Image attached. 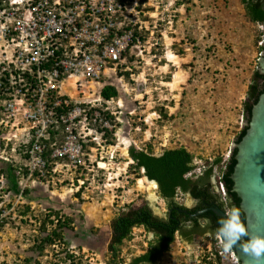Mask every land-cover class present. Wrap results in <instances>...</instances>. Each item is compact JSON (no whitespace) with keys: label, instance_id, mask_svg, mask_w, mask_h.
<instances>
[{"label":"rangeland","instance_id":"rangeland-1","mask_svg":"<svg viewBox=\"0 0 264 264\" xmlns=\"http://www.w3.org/2000/svg\"><path fill=\"white\" fill-rule=\"evenodd\" d=\"M137 7L144 21L143 46L129 75L114 81L119 93L107 111L113 141L96 135L87 143L85 165L36 178L26 175L20 156L4 147L5 139L16 137L0 129V210L6 218L0 230L1 264L23 262L26 256L33 257L28 264L35 259L56 264L64 254L57 252L65 248L82 254L84 264H108L109 222L116 214L147 204L157 217H166V201L157 195L150 199L149 181L137 177L142 171L128 168L130 146H151L155 154L185 147L193 154L196 172L221 157L212 181L223 196L218 175L241 130L243 101L262 52L264 24L246 16L241 0H138ZM90 85L91 93L86 89L84 94L100 95L98 84ZM175 200L188 208L196 203L189 194L178 193ZM26 205L30 211L21 215ZM48 209L73 217V227L64 233L66 247L39 253L31 248ZM151 238L152 232L134 227L121 246L123 264L142 253ZM219 250L215 235L204 233L190 242L176 233L154 264H238L229 253L217 261Z\"/></svg>","mask_w":264,"mask_h":264},{"label":"built area","instance_id":"built-area-1","mask_svg":"<svg viewBox=\"0 0 264 264\" xmlns=\"http://www.w3.org/2000/svg\"><path fill=\"white\" fill-rule=\"evenodd\" d=\"M137 4L0 0V129L16 137L5 139L4 147L20 156L26 175L43 178L50 170L81 167L87 143L96 135L104 140L110 126L105 112L116 98H91L84 91L91 93V83L99 92L105 85L119 91L114 81L123 80L143 46ZM218 184L224 196L220 172ZM215 239L219 243L218 233ZM217 253L218 259L227 255ZM229 254L237 263L235 252Z\"/></svg>","mask_w":264,"mask_h":264},{"label":"trees","instance_id":"trees-1","mask_svg":"<svg viewBox=\"0 0 264 264\" xmlns=\"http://www.w3.org/2000/svg\"><path fill=\"white\" fill-rule=\"evenodd\" d=\"M241 2L244 6L246 16L251 21L264 24V0H241ZM139 37L142 41L144 40L141 33ZM124 75L128 76L129 72H125ZM263 87L264 75L255 70L248 86L247 99L243 103V114L246 121L249 120L253 103L257 101L258 96L263 91ZM118 93L119 91L111 85H105L100 91V95L103 99L117 98ZM158 111L165 116L166 113L162 108H159ZM108 116V112H105V117L107 118ZM246 129L247 126L245 125L240 130L236 142L241 139ZM103 138L106 141H113L114 137L112 130L104 128ZM110 143L112 144L113 142ZM235 153L236 149H233L229 159L224 163V167L220 168V181L225 188V201L222 200L223 196L218 192L217 202L223 210L229 209V213L233 208L239 209L240 219L244 223V214L239 207L240 199L236 193L232 191L233 182L231 180V174L236 162L234 158ZM128 155L132 160L128 168L138 172L143 168L144 172L137 177L146 176L148 179L156 181L161 197L166 201L168 207H183L175 200L178 193L183 195L189 194L191 198L199 199V201L202 200V197L207 195L209 199L213 197L211 193L208 192V187L214 174L213 168L219 165L221 157H217L209 165L204 166L201 173L187 176V173L195 168V164H193V154L185 147L167 148L160 154H155L151 146H148L146 149H137L130 146ZM25 174H27L26 171ZM197 206L198 207L191 208L190 211L195 212L198 210L200 206ZM28 211H30V207L26 205L25 209L21 210V215H26ZM206 217H209L211 222L201 227V222H203ZM5 219V217L1 216L0 210V230L5 225ZM73 221V217L63 214L59 210L48 209L47 212L42 213V217L39 220V234L34 238V244L31 249L42 253L47 247L52 248L58 245L66 247L67 240L64 238V233L66 230L72 229ZM221 221L223 220L219 216H215L214 218V213L212 211H207L194 218L183 217L182 219L177 210L172 209L171 216H167L163 219L153 214L151 208L147 204L137 208L129 207L128 210L116 214L109 222L110 233L107 244L109 258L107 263H125L120 256L121 246L125 241L131 238L134 227H144L146 231L153 233V238L148 240L147 247L142 253L131 257L126 264H154L163 252L169 250L170 245L175 239L176 233L185 240H191L194 233L204 234L207 231L211 232L213 237L214 234L219 232L218 229L214 230V222H217L219 226ZM244 240L246 241L247 237H245ZM232 250L234 251V249ZM63 252V256L57 260L56 264H84L82 254L72 251L69 248H65L62 252L58 251L57 253ZM215 256L217 257V252H215ZM215 259L217 260L218 258ZM31 260H33L32 256H26L23 262L28 264ZM33 262V264H38V260L36 261V259ZM204 264H213V262L208 261Z\"/></svg>","mask_w":264,"mask_h":264},{"label":"water","instance_id":"water-1","mask_svg":"<svg viewBox=\"0 0 264 264\" xmlns=\"http://www.w3.org/2000/svg\"><path fill=\"white\" fill-rule=\"evenodd\" d=\"M260 47H262V52L257 60L256 70L264 75V40ZM253 74L254 72L252 77ZM246 99L247 94L244 101ZM245 125L247 129L244 135L238 142H236V137L231 144V151L236 149L234 155L236 162L231 174L232 191L240 199L239 207L244 214V224L249 235H264V87L257 101L253 103L248 121H246L243 114L241 129ZM141 171L144 172V169L142 168ZM156 193L157 196L161 197L158 184ZM210 209L222 220L228 217V214L216 205H213ZM204 210L206 209L199 210L195 214H199ZM220 228L221 225L218 230ZM233 249L238 264H256L241 250L240 243H237ZM258 264H264V259L259 261Z\"/></svg>","mask_w":264,"mask_h":264},{"label":"clouds","instance_id":"clouds-1","mask_svg":"<svg viewBox=\"0 0 264 264\" xmlns=\"http://www.w3.org/2000/svg\"><path fill=\"white\" fill-rule=\"evenodd\" d=\"M245 237H248L246 241ZM218 239L225 253H230L237 243H240L241 250L253 262L258 264L264 259V235H249L248 229L240 219L239 209L233 208L228 217L221 221Z\"/></svg>","mask_w":264,"mask_h":264},{"label":"flooded vegetation","instance_id":"flooded-vegetation-1","mask_svg":"<svg viewBox=\"0 0 264 264\" xmlns=\"http://www.w3.org/2000/svg\"><path fill=\"white\" fill-rule=\"evenodd\" d=\"M201 173V172H200ZM199 174V173H198ZM193 175V174H192ZM192 175H190V176H192ZM208 192H210L211 193V195L213 196L211 199H209L207 196H204V197H202V200L201 201H199V199H194L195 200V206L194 207H198L197 205H199L200 207L198 208V210H196L195 212H191L190 211V209L191 208H193V207H191V208H188L187 206H185V205H183V204H181L183 207H180V206H172V207H168L167 208V216H171V211H172V209H176L177 210V212L180 214V217L183 219V217H190V218H194V217H196V216H199L200 214H202V213H205V212H207V211H212L210 208L211 207H213V205H216V206H218V207H220L219 205H218V198H217V192H216V190H215V186L213 185V181H212V179H211V181H210V185H209V187H208ZM206 197H207V200H206ZM222 200L223 201H225V195L222 197ZM203 209H206V210H204L203 212H201V213H199V214H195L197 211H201V210H203ZM222 209V208H221ZM185 210V211H184ZM223 210V209H222ZM227 214H229V209H226V210H224ZM213 212V211H212ZM214 213V218H215V216H217V214L215 213V212H213ZM166 216V217H167ZM166 217H164V218H166ZM163 218V219H164ZM180 220V219H179ZM203 220V219H202ZM211 221H210V218L209 217H206L204 220H203V222H201V227H204V225L206 224V225H208L207 223H210ZM180 223H181V221H180ZM221 225V224H220ZM220 225L218 226V223L217 222H214V230L215 229H219V227H220ZM219 231V230H218ZM217 231V232H218ZM215 232V231H214ZM205 234H211V232H209V231H207ZM201 234H199V233H194L193 235H192V238H191V240H188V241H190V242H197V240H198V237L200 236ZM185 240V239H184Z\"/></svg>","mask_w":264,"mask_h":264},{"label":"bare ground","instance_id":"bare-ground-1","mask_svg":"<svg viewBox=\"0 0 264 264\" xmlns=\"http://www.w3.org/2000/svg\"><path fill=\"white\" fill-rule=\"evenodd\" d=\"M146 180L149 181V186H148L149 197L152 200H156V195H157L156 188H157V184L153 180H148L147 178H146Z\"/></svg>","mask_w":264,"mask_h":264}]
</instances>
